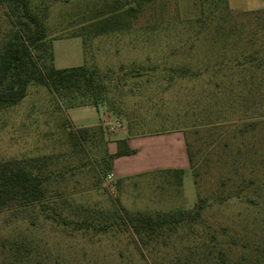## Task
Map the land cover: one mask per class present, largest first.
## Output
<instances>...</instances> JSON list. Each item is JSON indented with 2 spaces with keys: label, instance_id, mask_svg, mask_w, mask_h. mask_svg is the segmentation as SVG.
Here are the masks:
<instances>
[{
  "label": "trees",
  "instance_id": "obj_1",
  "mask_svg": "<svg viewBox=\"0 0 264 264\" xmlns=\"http://www.w3.org/2000/svg\"><path fill=\"white\" fill-rule=\"evenodd\" d=\"M61 1L81 5V13L75 17L79 29L69 36H81L84 40L130 30L145 7L156 2ZM194 2L199 13L193 25L204 32L210 56L195 69L187 63H176L163 66L159 74L168 80L208 78L200 97L190 101V108L180 114L197 203L190 209L153 213L131 212L121 203L108 211L72 204L59 182L76 171L88 169L95 175L111 174L113 159L131 154L134 149L125 138H117L116 151L110 153L106 146L109 130L101 123L72 128L62 123L64 148L58 153L0 159V213L37 208L24 228L7 230L11 226L9 219L4 221L5 230L0 224V264H83L81 260L64 258L50 249L46 241L33 236L30 227L38 220L70 235L126 233L143 264H157L143 252L151 239L181 227L198 241L196 250H191L182 264H264V9L234 14L227 0ZM49 3L0 0V107L22 100L31 82L44 85L68 108L110 107L107 92L112 79L107 71L85 62L69 67L54 65L52 40L47 39L46 27ZM190 23L187 21L188 26ZM150 68L124 69L122 87L127 85L126 78L138 83L144 74L155 75L148 72ZM126 127L131 132L134 126L127 123ZM59 159L63 160L60 166L53 167ZM164 172L174 175L181 185L182 168ZM209 172L216 178L207 194L200 195L202 179ZM99 183L97 178L90 185L97 187ZM232 197L249 207L245 227L253 234L240 241L235 257L229 256L227 248L218 243L216 232L206 227L202 215L211 202ZM235 238H231L233 243L238 241Z\"/></svg>",
  "mask_w": 264,
  "mask_h": 264
},
{
  "label": "rangeland",
  "instance_id": "obj_2",
  "mask_svg": "<svg viewBox=\"0 0 264 264\" xmlns=\"http://www.w3.org/2000/svg\"><path fill=\"white\" fill-rule=\"evenodd\" d=\"M48 1L47 39L52 40L54 65L69 67L85 62L107 71L112 79L107 92L110 107H103L121 123V127L108 131L107 149L109 142L120 136L123 125L126 129L127 123H132L139 133L182 131L184 122L180 114L183 109L190 108V101L200 97L208 85V78L168 80L159 71L163 66L176 63H187L195 69L210 56L204 32L193 25V19L199 13L195 0H156L145 7L130 30L85 40L81 36H69L73 30L79 29L75 17L81 13V5L61 0ZM227 3L234 14L264 9V0H227ZM187 21H192V25L188 26ZM132 67H152L147 71L155 75L144 74L138 83L126 78L127 85L122 87L124 69ZM85 106L91 107L68 108L44 85L29 83L22 100L15 105L0 107V159L56 154L63 150L62 123L71 128L73 125L90 124L103 113L100 106ZM110 108L114 111L111 112ZM62 161H55L53 167L60 166ZM97 178L99 185L91 187L90 183ZM215 178L216 175L210 172L204 175L200 195L207 194ZM58 184L72 204L103 211L112 210L121 203L131 212H169L190 209L198 201L189 169L183 173L181 185L174 175L162 171L117 179L102 173L95 175L91 169L76 171ZM36 210V207H31L26 211L16 209L11 213H0V224L5 230L4 221L9 219L11 226L7 230L24 228ZM249 210L243 201L232 197L222 202H211L202 211L206 227L216 232L218 243L227 248L231 257L239 252L240 241L246 235H253L245 227ZM30 229L33 236L46 241L53 251L60 252L64 258L81 260L83 264L144 263L126 233L90 235L76 232L70 235L41 220ZM196 230L201 231L198 227ZM233 237L238 241L233 243ZM197 242L181 227L151 239L148 249H143V252L147 259L157 264H182L185 256L196 250Z\"/></svg>",
  "mask_w": 264,
  "mask_h": 264
},
{
  "label": "crops",
  "instance_id": "obj_3",
  "mask_svg": "<svg viewBox=\"0 0 264 264\" xmlns=\"http://www.w3.org/2000/svg\"><path fill=\"white\" fill-rule=\"evenodd\" d=\"M100 107L103 108V113L97 121L90 124L73 125V127L96 125L99 122L105 123L107 120L115 119L103 105ZM117 138H125L127 145L134 149V152L113 159L111 177L127 179L151 172H164L166 169L182 168L184 172L189 169L181 130L139 133L136 132L135 127L129 132L123 125L120 129V136L109 142L108 151L110 153L116 151L115 139Z\"/></svg>",
  "mask_w": 264,
  "mask_h": 264
},
{
  "label": "built area",
  "instance_id": "obj_4",
  "mask_svg": "<svg viewBox=\"0 0 264 264\" xmlns=\"http://www.w3.org/2000/svg\"><path fill=\"white\" fill-rule=\"evenodd\" d=\"M105 124L108 127V130H111V131L118 127H121V123L116 119L114 121L107 120ZM106 177L111 178V174L106 175Z\"/></svg>",
  "mask_w": 264,
  "mask_h": 264
}]
</instances>
